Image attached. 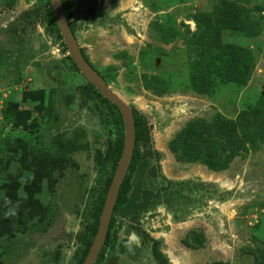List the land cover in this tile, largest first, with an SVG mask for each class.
Returning <instances> with one entry per match:
<instances>
[{"label": "rangeland", "instance_id": "374dc122", "mask_svg": "<svg viewBox=\"0 0 264 264\" xmlns=\"http://www.w3.org/2000/svg\"><path fill=\"white\" fill-rule=\"evenodd\" d=\"M41 1L0 0V264L80 263L119 138ZM68 1L89 62L150 128L96 264H155L154 240L169 264H264V0Z\"/></svg>", "mask_w": 264, "mask_h": 264}, {"label": "trees", "instance_id": "16d2710c", "mask_svg": "<svg viewBox=\"0 0 264 264\" xmlns=\"http://www.w3.org/2000/svg\"><path fill=\"white\" fill-rule=\"evenodd\" d=\"M62 2H63L65 13H66L67 18L70 22L71 30L75 34V25L70 20L69 1L68 0H62ZM40 11L43 13V16L45 17V19L50 24L51 30L57 34V36L59 37L60 40H62V37L60 35L59 29L57 27V24H56V21L54 18V14H53V10L51 7L50 0H42L41 1ZM64 47L66 48L65 45H64ZM66 50H67V48H66ZM82 52H83V50H82ZM83 54H84V52H83ZM84 56H85V59L89 62L87 56L85 54H84ZM68 59L71 62L73 68L77 72L80 73L79 69L76 67V65L74 64V62L72 61V59L69 56H68ZM219 60H220V63H222L221 64L222 67H224V68H226L230 65V63L232 61V56H231V52L228 48H223V50L219 53ZM100 76L106 81L104 76H102V75H100ZM85 81H86L87 93L89 94L91 99L94 100V98L96 96V102L97 103H96V105H94V107H95L97 114L99 115V117L102 120H107L108 118L110 119L113 126L117 127L119 138H117L114 141V143L112 145V150L110 152H108V155H106V158L104 159V165H102V172H101L100 179L104 178L103 174L106 172L107 169L111 168L112 173L106 182V187H105L104 191L101 194L96 193V200H93V204H95V203L98 204L97 217H96V221H95V226L92 227L90 232H89V233H91L89 241H83V249H82L83 255H82V259L80 260L79 264H83L84 260L86 259L87 254L89 252V249H90L92 242L95 238V235L97 233V229H98L102 209H103L104 204H105L107 192H108V189L110 187V184H111L113 175L115 173V170H116L118 163L120 161L122 151H123V146H124V125H123V120H122V117L120 115L119 110L117 108H115L114 105L111 104L108 100L104 99L100 95V93L90 83H88L87 80H85ZM133 112H134L135 132H136V144H135L134 155L132 158L131 165L129 167L128 174H127V176L123 182V185H122L120 192H119V195H118V201H117V204L115 206L114 214H113V217H112L110 225H109L108 236L106 238L105 245H104L101 253L98 256L96 263H98L99 260L103 259V253L105 252V248L107 246L113 247V245L115 244L117 229H116V219H115L114 215L116 212H118L121 209V207L125 201L126 194H127L128 188H129V180H130L133 172L135 171L136 164L138 163L137 146H138L139 142L144 143L146 146L150 145V128H149L147 122L141 116H139V114L137 113V111L135 109H133ZM67 148L68 147L66 144H62V149H67ZM71 148H75V147L72 146ZM145 194L147 195V193H145ZM147 204H148L147 197H144L142 203L140 204V208L147 207ZM152 254H153L154 260L156 261L155 264H169L168 263L169 260L160 250L159 242L156 240L153 241Z\"/></svg>", "mask_w": 264, "mask_h": 264}, {"label": "water", "instance_id": "95a60500", "mask_svg": "<svg viewBox=\"0 0 264 264\" xmlns=\"http://www.w3.org/2000/svg\"><path fill=\"white\" fill-rule=\"evenodd\" d=\"M54 18L67 48L68 55L79 69L83 77L90 83L100 95L114 105L120 112L124 125V146L120 161L113 175L110 187L107 192L104 207L102 209L97 233L89 249L83 264H95L101 253L108 236L109 225L114 214L118 195L123 182L128 174L129 167L134 155L136 144L134 112L130 105L114 94L107 82L100 76L94 67L85 59L82 49L72 32L70 22L64 10L62 0H50ZM137 93L139 90L134 89ZM116 258L108 261V264H115Z\"/></svg>", "mask_w": 264, "mask_h": 264}]
</instances>
